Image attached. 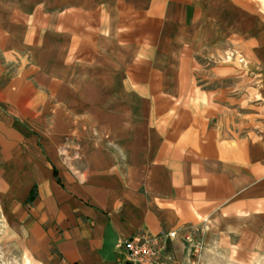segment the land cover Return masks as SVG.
Here are the masks:
<instances>
[{
	"label": "crops",
	"instance_id": "crops-1",
	"mask_svg": "<svg viewBox=\"0 0 264 264\" xmlns=\"http://www.w3.org/2000/svg\"><path fill=\"white\" fill-rule=\"evenodd\" d=\"M260 7L0 0V262L264 264Z\"/></svg>",
	"mask_w": 264,
	"mask_h": 264
},
{
	"label": "built area",
	"instance_id": "built-area-1",
	"mask_svg": "<svg viewBox=\"0 0 264 264\" xmlns=\"http://www.w3.org/2000/svg\"><path fill=\"white\" fill-rule=\"evenodd\" d=\"M176 237V232H161L151 236L146 233H138L121 242V249L126 255L129 264H170L169 243ZM185 241L191 244V254L196 260L202 250L201 243L191 240L188 236Z\"/></svg>",
	"mask_w": 264,
	"mask_h": 264
},
{
	"label": "rangeland",
	"instance_id": "rangeland-1",
	"mask_svg": "<svg viewBox=\"0 0 264 264\" xmlns=\"http://www.w3.org/2000/svg\"><path fill=\"white\" fill-rule=\"evenodd\" d=\"M251 3V6L253 9H257L260 10V4L262 3V5H264V0H248ZM261 2V3H260ZM264 9V8H263ZM0 264H2V262H0ZM11 264H15L14 262H12Z\"/></svg>",
	"mask_w": 264,
	"mask_h": 264
},
{
	"label": "trees",
	"instance_id": "trees-1",
	"mask_svg": "<svg viewBox=\"0 0 264 264\" xmlns=\"http://www.w3.org/2000/svg\"><path fill=\"white\" fill-rule=\"evenodd\" d=\"M32 197H33V193L30 194V198H32Z\"/></svg>",
	"mask_w": 264,
	"mask_h": 264
}]
</instances>
